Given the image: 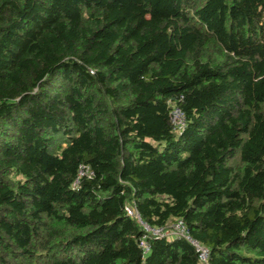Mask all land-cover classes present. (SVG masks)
Wrapping results in <instances>:
<instances>
[{
	"label": "trees",
	"instance_id": "obj_1",
	"mask_svg": "<svg viewBox=\"0 0 264 264\" xmlns=\"http://www.w3.org/2000/svg\"><path fill=\"white\" fill-rule=\"evenodd\" d=\"M126 204L264 264V0H0V264H199Z\"/></svg>",
	"mask_w": 264,
	"mask_h": 264
},
{
	"label": "built area",
	"instance_id": "obj_2",
	"mask_svg": "<svg viewBox=\"0 0 264 264\" xmlns=\"http://www.w3.org/2000/svg\"><path fill=\"white\" fill-rule=\"evenodd\" d=\"M170 122L176 131H180L184 127V116L178 106L172 107L170 111ZM86 174H90L87 167L80 165L77 173V178L74 180L73 185H77L78 179ZM124 210L126 215L132 218L143 231L139 243V245L143 249V253L147 252L149 249V244L146 240L148 236L161 237L165 235H171L176 238L185 239L187 242H189L196 252L199 264H207L208 249L200 242H198L195 238L190 236V234L186 230L184 222L181 219H176L173 222L167 223L162 226H152L140 217L136 208L132 204H126L124 206Z\"/></svg>",
	"mask_w": 264,
	"mask_h": 264
}]
</instances>
